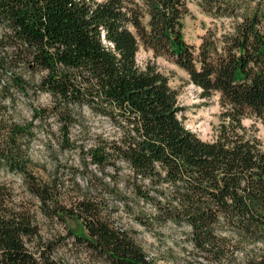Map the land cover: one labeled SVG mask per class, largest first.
<instances>
[{
  "label": "trees",
  "instance_id": "16d2710c",
  "mask_svg": "<svg viewBox=\"0 0 264 264\" xmlns=\"http://www.w3.org/2000/svg\"><path fill=\"white\" fill-rule=\"evenodd\" d=\"M197 1L233 25L194 48L184 0H0V170L22 177L46 218L86 232L43 239L30 206L0 183V264H68L57 255L68 239L89 264H156L109 201L147 231L174 228L193 264H264V150L239 134L245 117L264 124V0ZM142 49L173 60L204 98L220 97L230 125L216 141L186 129L168 79L138 63ZM16 94L50 104L18 123L8 115ZM85 110L115 138L78 147ZM51 120L61 151L80 152L85 185L73 199L61 176L45 182L30 169L36 123Z\"/></svg>",
  "mask_w": 264,
  "mask_h": 264
},
{
  "label": "rangeland",
  "instance_id": "374dc122",
  "mask_svg": "<svg viewBox=\"0 0 264 264\" xmlns=\"http://www.w3.org/2000/svg\"><path fill=\"white\" fill-rule=\"evenodd\" d=\"M184 2L188 9V15L182 22L183 34L188 45L198 48L202 38L208 32L216 34L218 37L231 32L232 19L215 18L207 14L197 0H184ZM138 63L143 68L147 65L154 66L168 79L169 86L177 93L182 108V112L179 114L180 120L187 130L202 141H216L221 135L222 128L230 125V121L227 119V109L221 105L220 97L214 95L209 99L204 98L202 91L190 83L188 75L173 60L166 57H155L153 52L142 49L138 53ZM16 98V109L10 111L8 115L18 123L31 121L34 107H46L50 104L48 95L30 94L28 99L16 94ZM85 116L86 120L82 125L89 129L87 130L88 134L79 127L73 130V139L78 147H91L100 136L115 138L113 127L107 120L92 116L88 110H85ZM36 126V134L30 148L31 171L45 182H49L54 175L58 174L65 183V190L62 191V194H65L67 199L75 198L79 193L77 183L83 187L85 185L80 180L83 174L78 171L80 152L78 150L61 151L58 127L54 121H49L43 127L40 126V123H36ZM241 127L239 134L264 150V124L255 117L248 116L242 120ZM108 173L111 175L112 171H108ZM98 176L100 175L98 174ZM0 183L12 188L16 198L24 205L30 206L43 239L67 238L68 230L86 234L77 221L68 220L62 223L56 219L46 218L40 210L39 203L28 195L21 176L0 170ZM109 206L118 211L114 216L117 224L133 235L137 243L156 264H193L192 258L188 255L189 250H186L183 244V236L174 228L161 227L147 231L137 225L129 214H125L122 205L109 201ZM72 243V239L66 240L58 248L57 255L65 259L68 264H89L88 257L76 250Z\"/></svg>",
  "mask_w": 264,
  "mask_h": 264
}]
</instances>
